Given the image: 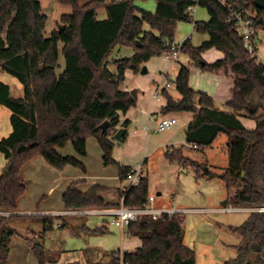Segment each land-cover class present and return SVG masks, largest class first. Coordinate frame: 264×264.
Masks as SVG:
<instances>
[{
    "label": "trees",
    "instance_id": "1",
    "mask_svg": "<svg viewBox=\"0 0 264 264\" xmlns=\"http://www.w3.org/2000/svg\"><path fill=\"white\" fill-rule=\"evenodd\" d=\"M56 0L70 6L61 16L63 29L44 36L47 18L39 0H0V71L22 84L21 97H13L9 85L0 82V106L10 112L11 133L0 139V153L5 167L0 174V264H7L9 241L15 234L11 221L26 217L15 215L25 187L19 173L25 163L41 156L51 168L63 170L74 166L85 170L73 156H62L59 149L71 145L85 157L86 139L93 137L103 150L105 165L119 167L120 178L130 170L112 159V137L120 123L119 113H126L136 103V91L126 92L124 73L138 71L152 57L165 54V40L173 42L179 22H193L190 9L204 8L208 21L193 22L194 30L208 35L199 46L189 40L181 43V53L204 72L231 75L233 87L226 103L227 111L214 107L209 95L190 88V70L181 65L175 81L180 100L167 98L162 113L189 112L194 115L187 125L186 143L195 149L210 147L215 138H227L228 165L220 174L227 191L226 203L233 207H264V65L251 56L235 30L232 16L244 14L257 32L264 31V0H153V12L136 6L141 0ZM144 1V0H142ZM99 9L105 11L98 17ZM147 27V31H145ZM116 47L133 49L131 58L111 61ZM216 48L223 58L207 64L201 54ZM60 55L64 63H59ZM114 66L113 73L109 67ZM59 69H61L59 71ZM256 96L259 104H255ZM240 118L252 120L249 129ZM108 122L105 131L101 125ZM126 138L123 134L122 140ZM165 159L195 169L197 164L184 157L182 149H168ZM231 188L234 194L228 197ZM103 188H90L80 193L69 186L64 192V208L104 209L111 205L103 198ZM124 205L141 206L150 197L148 179L143 177L135 187L120 192ZM118 203L116 204V206ZM51 216L32 217L41 222L44 233L54 230ZM183 217H143L129 223L127 232L138 238L141 246L133 252H122L124 264H195L194 251L183 244ZM242 238L237 256L223 264H264V213L251 212L244 223L230 228ZM105 233V226L94 230ZM38 264L48 262L40 244L32 247ZM119 251L110 254L109 264H119Z\"/></svg>",
    "mask_w": 264,
    "mask_h": 264
},
{
    "label": "crops",
    "instance_id": "2",
    "mask_svg": "<svg viewBox=\"0 0 264 264\" xmlns=\"http://www.w3.org/2000/svg\"><path fill=\"white\" fill-rule=\"evenodd\" d=\"M199 7V6H198ZM196 6L192 9L191 16L192 21H208L209 15H205V13H202L199 11ZM206 11V10H205ZM207 13V12H206ZM192 24V29L189 30L188 24L189 22H179V24L176 27V31L180 32L182 34V40H189L192 47L199 46L202 42L206 41L208 39L207 34L201 33L203 36L201 42L199 45L193 46L191 42V35L193 32H196L194 30V25ZM200 33V32H198ZM259 45L257 48V58L258 62H261L264 65V31L259 32ZM182 41V42H183ZM175 42V40H173ZM181 42V43H182ZM135 54V51L133 49L123 48V47H116L115 51L112 53L110 59L111 61H116L124 58H131ZM201 58L203 62L207 64H212V62L216 60H220L223 58V54L221 51L217 50L216 48H212L210 50H207L201 54ZM263 58V59H262ZM187 63L188 65H185L190 70V76H189V85L192 90L195 92L199 91L202 93H205L206 95H209L211 99L213 100L214 107L221 111H227L225 105L230 100L231 95L230 91L233 87V79L231 78L230 73L227 75L223 72H204L202 71L198 66H195L189 59V57L186 55ZM168 61V62H167ZM143 68L146 69V72H143ZM109 69L115 73L116 68L114 66H110ZM180 69V68H179ZM179 69L176 71H173L172 65L169 63V60L165 58V54L158 57H152L148 60V62L142 64L140 69L138 71L133 70H126L124 73V84L122 86L123 90L126 92H132L133 90L136 91V103L135 105L129 109L126 113L122 114L119 113L120 123L124 121L129 122V126L125 130L124 133H126V138L124 140L116 142L113 140L112 142L114 144V149L112 153V159L118 163L121 167H128L133 168L138 163H145L149 164V160L152 156H154L155 153L159 151L162 152V158L165 160L164 163L166 165L173 167L174 165L177 166L175 163L169 162V160L165 159V153L168 149H182L183 143H186V130H184V127L187 126L194 118V115L189 112H181V113H162V108L165 106L167 102V98L171 97L173 100L177 101L181 99V96L178 95V93L175 90V86L173 82L167 81L171 83L170 87H166L165 84L162 81L161 77H169L171 74L173 76V79L178 74ZM172 71V72H171ZM174 73V74H173ZM22 95V93H21ZM18 96V97H21ZM255 104H259V98L256 96ZM7 112V114H5ZM0 114L7 115L10 120V112L5 108L0 106ZM153 115L157 119L165 118V117H175L178 122L177 124L172 127L171 129L166 130V132L158 133L155 129V122L149 120L150 116ZM249 119H243L240 118L241 123L243 126L246 123V121ZM252 121V120H250ZM252 126L254 128V122H251ZM249 129H253L252 127L245 126ZM183 129V132L180 133V131ZM11 131V129H10ZM11 133V132H10ZM93 137H88L86 139V151L87 154L85 157H80L74 148L71 145H67L65 149H59L58 153L62 156H73L75 157L80 163L83 164L85 170H81L79 168H76L74 166H67L63 170H59L60 176L59 178H55L54 181L47 183L45 189V194H41L40 199L38 198L35 200V205H32L33 207L30 209L26 208V193L28 189V184L32 182L30 179L34 176L39 175L42 171H44V174L47 173L48 176H53L54 173L50 169L51 167L45 163L43 158L41 156L35 157L25 163L23 168L21 169L19 173V179L22 180L25 192L23 197L18 201L17 203V209L15 211V215L20 217H26L23 221H11L9 222V226L14 229L15 234L12 236L18 234L17 229L13 228V226H25L26 228V234H27V240L25 241L24 245L15 246V248L11 249L9 246V254L7 256V264L15 263H21L26 264L27 262L31 264H38V260H36L33 252L32 247L35 246L37 243L42 245L45 251V254L47 255L48 262L46 264H109L110 263V254L116 251H122V252H133L137 250L138 247L141 246V241H139L138 238L131 237L127 232V227L124 228H118L115 226H110L108 222L112 219V216L110 215H102V214H90L88 216H94L97 217L96 220H84L78 223L77 221L70 223L69 220L72 217H87L88 216H72V217H58L59 219H56L54 221V230L56 229H63L67 228L69 225H72L73 227H76L74 229L78 237L83 236H93V235H102L103 237L106 234L110 233V227L116 228L118 230L119 234V242H120V248L118 250L110 251L107 256H103L102 258L99 257L98 253L95 252L96 250L93 248H90L87 244L84 250H79L78 252L76 250L67 249V247L52 249L53 251H50L48 248V245L46 243V237L48 236L49 232L44 233V227L41 222L32 220V217H40V216H50L51 214H56V212H61L64 210V204L62 202V197L64 192L67 190V188L71 185H73L74 189L79 191L80 193H86L90 188L98 186L100 188H103L102 198L103 200L111 205L106 208L115 207L116 204L119 202V196L120 192L123 188H125V179L120 178V170L118 166H115L117 168L115 173H111L109 166L111 165H105L102 161L103 159V150L100 148V152H97V154L93 156L91 155L89 151L88 146V139ZM2 139V138H1ZM95 140V139H94ZM227 142V141H226ZM95 143L97 144L96 140ZM182 145V147H179ZM73 148V153L70 155L62 154V151H68L69 147ZM98 146V144H97ZM40 158V159H39ZM49 166V167H48ZM149 166V165H148ZM5 167V163H4ZM0 169V174L2 170ZM71 167L79 169V172H76L75 170L71 169ZM143 167V166H142ZM179 168L180 165H178ZM1 168V167H0ZM53 169V168H52ZM142 177H144L142 172ZM221 178V175H220ZM148 179V177H147ZM198 179V178H197ZM109 181H116L118 184L116 186H109L106 183ZM43 186V187H44ZM62 188V189H61ZM153 194H150L152 196ZM158 196H161L162 193L158 192ZM154 196V195H153ZM155 197V196H154ZM226 198H227V191H226ZM226 198L221 202L220 207H216L212 211L219 213H224L220 211L221 208L224 206H227ZM155 207L158 208H168V206L164 205L161 202H157V199L155 197L154 200ZM174 206V205H170ZM174 208H178L181 210H186V214H188L192 219H196L194 216H200L203 208H181L179 206H174ZM104 209H98V210H104ZM206 212V210L204 211ZM228 215L232 214H244L246 217L244 220H242L240 223H222V230L225 233H228L231 241L230 243L223 244L224 247L231 249V251H234V257L237 255L236 248L242 244V238L235 232L231 231L230 228L240 226L244 223V221L248 218V215L250 212H232V213H224ZM185 218H183V224H184ZM13 223V224H12ZM206 225H211L209 221L204 222ZM216 223H219L216 222ZM12 224V225H11ZM56 224H58V227H55ZM77 224L79 226V229L77 227ZM105 226V233L104 234H98L94 230L97 228H101ZM53 231V230H52ZM66 238L69 237V234H63ZM11 237V238H12ZM10 238V239H11ZM29 238V239H28ZM196 238V234H194V240ZM183 244L184 246L190 248L194 251L193 245H191V241L186 240V233H185V224H184V230H183ZM105 242V241H104ZM10 243V241H9ZM188 243V244H187ZM18 247V248H17ZM89 247V248H88ZM195 254V252H194ZM10 258V259H9ZM233 260V259H229ZM33 261V262H32ZM228 261V260H227ZM226 262V261H224ZM223 262V263H224ZM197 262L195 261V264ZM222 263V264H223Z\"/></svg>",
    "mask_w": 264,
    "mask_h": 264
},
{
    "label": "rangeland",
    "instance_id": "3",
    "mask_svg": "<svg viewBox=\"0 0 264 264\" xmlns=\"http://www.w3.org/2000/svg\"><path fill=\"white\" fill-rule=\"evenodd\" d=\"M84 1L85 0L79 3L82 4ZM39 2L41 4V12L48 20L44 36L49 37L52 30L57 29L59 26H63L60 18L62 15L70 13L71 7L68 5H60L56 2V0H39ZM136 6L142 10L153 12L155 9V1H137ZM196 8L202 13H205L207 16L204 8L198 6H196ZM104 16L105 11H103V9H99L98 17L101 18ZM208 17L209 16H207V18ZM187 24L189 30H191V22ZM147 29L148 28L145 27V31H147ZM175 32L174 43L180 44L183 41L182 34L177 31ZM203 36L204 35L201 33L193 32L191 35V42L193 46L199 45ZM262 45L264 46V41ZM59 63L62 69V65L64 63L62 55H60ZM169 63L172 65L173 71L179 69L181 65H188L186 64V55L183 53H180L179 60L177 62L169 61ZM61 69H59V71ZM161 78L164 83L167 81H174L172 74L169 77ZM0 82L9 85L11 95L13 97L21 95L22 84H19L13 76L0 71ZM5 114H7V112H5ZM251 122L253 121L247 120L244 125L253 128ZM10 129L11 125L9 117H7V115L0 114V139L6 138V136L10 134ZM182 132L183 129L180 133ZM226 141V136L219 134L215 138L213 145L210 147L195 149L187 143H183V147L182 145L179 146L182 147L183 156L197 164V172L203 175L199 179L195 176V169L189 165H184L181 168L178 167V164L173 167L166 165V163H164L165 160L162 158V150L155 153L154 156L151 157L149 164L143 163L142 167L144 177H148V193L153 194L156 197L157 202H161L166 206L169 205L168 207H172L170 205H174L181 208H203L202 210H206V212H201L200 216H194L196 219H192L186 213L182 214V217L185 218L184 224L186 240L188 243L191 241V245L194 247L193 249L197 262L196 264H222L224 261L233 259L235 256L234 251H231V249H228L223 245L225 243H230L229 241L232 239H230L231 237H229L228 233H225L222 230V223H226L228 221L230 223L238 224L246 217L244 214L228 215L224 213L218 214V212L212 211L216 207H220L221 202L226 198L225 185L220 178V174L228 165ZM88 146L93 159H95L96 157L94 158V155L97 154V152H100V148L95 143L94 138L88 139ZM73 151V148L70 146L68 151H62V154L70 155ZM4 163L5 159L0 153V169L4 167ZM50 169L54 173L53 176H48L47 173L44 174V171H42L39 175L30 178L32 182L28 184L29 186L25 198V206L27 209H31L33 207L32 205H35V200L38 198L40 199L41 194H45L43 189H45L46 186L44 185L54 181L55 178H59V170ZM71 169L80 173L79 169L73 167H71ZM108 169H110L111 173H115L117 170V168L113 165L109 166ZM129 183L130 182L126 180L125 187H127ZM106 184L109 186H113L114 184V186H116L118 182L109 181ZM234 189L235 188H231V190H229L230 193L228 197H231V194L235 192ZM158 192L162 193V195L158 196ZM70 219L71 220L69 221L72 224L75 221L80 223L84 220H96L97 217H72ZM206 221H209L211 225H206L204 223ZM218 221L219 223H216ZM24 227L25 226L18 225L13 226V228L17 229L18 234L10 239L9 244L11 249L15 248V246H23L27 240L26 238L28 236L25 233L26 228ZM77 227L79 229L78 224ZM74 229H76V227L69 225L67 228L56 229L48 233L46 243L50 251H53L52 249H57V247H67L70 251L76 250L78 252L81 249L84 250L86 248L85 246L88 244L89 247L95 249V252H97L99 257L102 258L105 254V256H107L110 251L118 250L120 248V237L116 228L110 227V233L106 234L104 237L102 235L78 237L74 234V232H76ZM63 234H69L70 236L65 238ZM194 234H196L195 240ZM11 263L10 259V264ZM15 264L21 263L19 262ZM26 264H31V262H27Z\"/></svg>",
    "mask_w": 264,
    "mask_h": 264
},
{
    "label": "built area",
    "instance_id": "4",
    "mask_svg": "<svg viewBox=\"0 0 264 264\" xmlns=\"http://www.w3.org/2000/svg\"><path fill=\"white\" fill-rule=\"evenodd\" d=\"M192 9H190V13ZM232 21L234 22L235 30L243 39V47L247 49V51L257 58V48L260 41L259 32L254 30L252 26V21L247 18L244 14L241 13H234L232 16ZM165 45L168 51L165 53V58L171 62H177L179 60V56L181 53V43L175 44L174 42H170L165 40ZM258 61V58H257ZM166 87H170L171 83L167 82L165 84ZM151 121L155 122V129L158 133L166 132V130L171 129L174 127L178 120L175 117H165L161 119H157L155 116L151 115ZM196 148V146H193ZM142 166L143 163H138L135 167L131 168L127 171L123 177L125 180L129 181V185L121 190V192H125L130 187L137 186L142 177ZM232 193L231 195H233ZM155 197L152 195L148 198L147 202L142 204L141 206L136 207H128L123 203V197L119 199L118 205L111 208H106L104 210L98 209H72L67 210L64 209L61 212H56V214H51V217H72V216H88L90 214H106L112 216V219L108 222L110 226H115L118 228L127 227L129 223H135L137 220L142 219L143 217H150L152 219H158L160 217H172L174 215H182L186 212V210H181L174 207L168 208H158L154 205ZM220 211L224 213H232V212H258L264 213V207H248V208H241V207H233L230 205L224 206L220 209ZM10 212H2L0 211V216L8 217ZM59 225L56 224L55 227ZM119 260V264L123 263L122 251H119L117 256Z\"/></svg>",
    "mask_w": 264,
    "mask_h": 264
},
{
    "label": "water",
    "instance_id": "5",
    "mask_svg": "<svg viewBox=\"0 0 264 264\" xmlns=\"http://www.w3.org/2000/svg\"><path fill=\"white\" fill-rule=\"evenodd\" d=\"M59 28L62 30L63 26H59ZM143 72H146V69L143 68ZM108 126V122H104L101 125V130L105 131V129ZM184 130H188L187 126L184 127ZM125 130H123V128H118V131L115 133V135L113 136V140H115L116 142L121 141L122 140V136L124 134Z\"/></svg>",
    "mask_w": 264,
    "mask_h": 264
}]
</instances>
